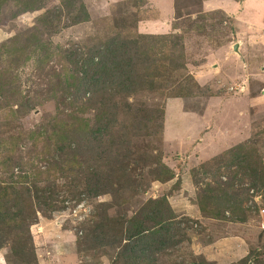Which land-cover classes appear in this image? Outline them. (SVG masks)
<instances>
[{
  "label": "rangeland",
  "instance_id": "rangeland-1",
  "mask_svg": "<svg viewBox=\"0 0 264 264\" xmlns=\"http://www.w3.org/2000/svg\"><path fill=\"white\" fill-rule=\"evenodd\" d=\"M71 1L0 0V264H264V0Z\"/></svg>",
  "mask_w": 264,
  "mask_h": 264
},
{
  "label": "trees",
  "instance_id": "trees-1",
  "mask_svg": "<svg viewBox=\"0 0 264 264\" xmlns=\"http://www.w3.org/2000/svg\"><path fill=\"white\" fill-rule=\"evenodd\" d=\"M236 1L239 2L241 0ZM71 2H73V0ZM82 7L83 6H80V8ZM79 10L81 12V9ZM143 40V46L146 47L151 44H163L165 42V39L144 38ZM143 49L144 47H142V44L140 45V41L137 39H130L116 40L109 44L104 51L99 50L98 54L93 55L92 58L93 72L98 77L99 83L100 79H102V85L108 88L114 87L120 95L122 94L125 96L135 91L140 85H143L145 80L143 79L141 71L152 65L151 59H149L150 57L144 54ZM141 53L144 58H141ZM95 82L97 85L99 84L98 81ZM103 136L104 134L98 138L100 143L103 142ZM46 192L51 193L48 189ZM39 198L42 199L41 196H39ZM42 203L43 205H51L46 201Z\"/></svg>",
  "mask_w": 264,
  "mask_h": 264
},
{
  "label": "crops",
  "instance_id": "crops-1",
  "mask_svg": "<svg viewBox=\"0 0 264 264\" xmlns=\"http://www.w3.org/2000/svg\"><path fill=\"white\" fill-rule=\"evenodd\" d=\"M208 4H210V2H205V7H208V8H212V6L211 5H208ZM216 6L217 5H219L218 3L216 4V2L214 3ZM217 7H219V6H217ZM209 104V103H208Z\"/></svg>",
  "mask_w": 264,
  "mask_h": 264
},
{
  "label": "built area",
  "instance_id": "built-area-1",
  "mask_svg": "<svg viewBox=\"0 0 264 264\" xmlns=\"http://www.w3.org/2000/svg\"><path fill=\"white\" fill-rule=\"evenodd\" d=\"M264 214V210L261 211ZM262 229L264 230V222L262 223Z\"/></svg>",
  "mask_w": 264,
  "mask_h": 264
}]
</instances>
